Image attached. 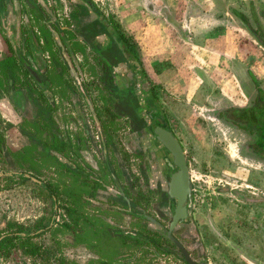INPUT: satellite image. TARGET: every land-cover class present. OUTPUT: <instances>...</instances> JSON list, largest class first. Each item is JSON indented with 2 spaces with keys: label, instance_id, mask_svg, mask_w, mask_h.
I'll return each instance as SVG.
<instances>
[{
  "label": "rangeland",
  "instance_id": "rangeland-1",
  "mask_svg": "<svg viewBox=\"0 0 264 264\" xmlns=\"http://www.w3.org/2000/svg\"><path fill=\"white\" fill-rule=\"evenodd\" d=\"M30 1L40 9L53 29L55 40L47 44L48 51L50 49L54 53V63L64 67L62 79L67 90L76 93L74 99L70 97L69 102L60 103L44 116L58 114V124L47 119L50 129L59 131L71 142V138H76L66 135V121L61 118L62 114L71 112L76 124L81 126V130H75L77 134H82L83 138L89 136V140L81 138L82 145L75 151L80 154L78 160L83 158L82 163L92 169L102 186L106 187L100 189L98 194L103 202L101 206L121 210L120 216H110L120 223L119 229L129 233L137 231L135 223L139 221L157 231L156 236L163 250L154 251L152 246H147L141 251L148 254L151 250L153 253L140 257L138 262L188 264L183 260L179 247L144 216L158 219L165 227L171 220V213L164 201V186L158 180L149 182L142 166L141 148H144L142 143L146 141V133L141 115L144 108H152L166 117L187 154L189 164L192 187L190 223L176 228L172 236L194 262H199L197 264H264V163L258 162L244 148L247 143L256 140V144L264 148V108L256 106L255 88L251 85L248 89H239V99H225L215 104L208 99L179 97L177 89H167L156 82L155 78L169 64L164 60L152 63L155 59L153 52L160 43L152 36H158L161 31L157 30L159 26H151V11L146 8V3L137 0H90L94 6L89 9L71 0ZM216 1L217 5L214 0H201L203 16L209 14L227 18L229 28L235 34L241 29L240 35L245 40L253 43L256 37L253 44H258L257 39L264 44V0ZM19 6L29 15L27 20L30 24L23 22L24 17L19 23V37L22 53L28 55V64H31L33 55L30 52L34 50L27 28L34 30L32 26L36 18L23 0H19ZM45 8L49 9L48 13ZM217 11L222 13L217 14ZM155 12L161 17V9ZM121 36L129 38V45L138 55L137 60L133 61L131 55L128 59L125 57ZM61 52L66 56L64 61L59 56ZM120 63L124 70L119 79L116 71ZM19 76L22 81L29 79L35 92L21 86L22 82H17L16 88L10 89L12 104L20 112L21 119L17 117L20 121L18 119L13 123L5 119L6 122L0 126L5 134L3 152L35 148L29 144V137L38 142L39 136L46 135L41 132L33 136L35 127L28 128V122L38 118L39 106L45 108L50 101L38 100L39 105H35L31 99L38 97L39 89L29 77ZM78 81L81 86L73 90L71 84L75 86ZM125 81H128V86ZM135 84L137 99L142 104L136 105L130 98L133 97ZM234 106H240L238 108L244 112L232 109ZM82 114L86 116L85 127L79 118ZM218 114L227 118L219 120L216 118ZM246 125L247 130L241 128ZM39 140L41 142L42 139ZM37 148L47 147L39 144ZM33 154L35 157L30 154L27 161H13L12 156L5 155L0 162V173L31 165L47 173L46 177L38 175L43 182L66 180L64 183L72 184L71 173L63 178L53 172L55 162H44L35 151ZM7 182L16 183L12 188L0 191V195L6 192L0 196V229L2 222L15 221L28 225L49 214L48 202L38 186L17 177L12 181L0 177L2 186ZM125 199L128 204L124 202ZM55 221L60 222L59 215L55 216ZM43 237L41 235L35 239L41 241ZM59 237L65 239L67 245L54 257L64 254L78 264L95 257L87 247L74 246L72 236L60 234ZM131 250L136 252V248ZM54 257L48 263L54 264ZM137 258V255L131 258L134 264ZM32 262L31 256L23 255L19 250H13L8 257L0 256V264ZM36 262L40 260L37 258Z\"/></svg>",
  "mask_w": 264,
  "mask_h": 264
},
{
  "label": "crops",
  "instance_id": "crops-1",
  "mask_svg": "<svg viewBox=\"0 0 264 264\" xmlns=\"http://www.w3.org/2000/svg\"><path fill=\"white\" fill-rule=\"evenodd\" d=\"M23 1L36 18L35 25L32 26L34 30L27 28L34 50L30 52L33 56L29 66L36 74L34 76L38 80L36 86L41 89L40 91L43 90L44 96L50 101L49 104L54 110L60 103L64 101L67 103L71 98L74 99L73 95L76 93L67 90L62 79L64 67L55 64L54 53L50 49L48 51L47 44H50L54 39L52 27L46 22L40 9L35 8L30 0ZM71 1L89 9L94 6L90 0ZM137 1L146 3V8L151 11V26H159L157 30L161 31L160 36H152L153 40L157 41L158 39V43L160 42L153 52L155 59L152 63L164 60L169 64L167 69H163L155 78L156 82L161 83L167 89H177L179 97L208 99L210 103L214 102L215 104H219L221 100L225 99H239V89L242 91L251 85L255 88V94H257V85L264 91V44L260 43L261 39H257L258 44L255 45L253 43L256 37L251 43L250 40L249 42L240 35L241 29H238V34H235L232 29L230 30L227 18L224 19L221 16L218 18V15L212 17L209 14L203 16L201 0ZM214 1L217 5V1ZM138 6L141 7V5ZM20 8L19 0H0V57L4 56V51L12 45L27 60L28 55L22 53L19 23L23 17L24 23L30 24V22L27 20L29 15L27 16ZM157 9H161V17L157 16L155 12ZM45 10L47 13L49 12L48 8ZM219 13L222 12L217 11V14ZM61 29L65 30L66 28L62 27ZM244 29L246 30V28ZM136 49L138 48L136 47ZM59 56L63 61L66 59L62 52ZM27 62L29 61L27 60ZM3 78L0 66V126L6 122L5 119L12 123L21 119V114L13 106L11 95L7 91L10 86L7 84L8 82L5 83L6 79L3 80ZM71 86L73 90L78 89L77 87L81 86V83L78 81L75 86L74 83ZM238 107L240 106H234L232 109ZM70 113L62 114L61 118L66 121V135L76 138L75 140L71 138L72 147L77 148L80 144L82 145L80 141L83 137L75 130H81V126L76 124L75 117ZM55 115L53 113L50 119L58 124V114L56 117ZM83 116H79V118L85 127L87 125L86 116L84 118ZM17 117L19 118L17 119ZM33 119L35 120V118ZM4 137L5 134L2 132L0 147H3ZM83 139L89 140V136ZM257 161L264 163L263 159ZM5 194L6 192L1 195Z\"/></svg>",
  "mask_w": 264,
  "mask_h": 264
},
{
  "label": "trees",
  "instance_id": "trees-1",
  "mask_svg": "<svg viewBox=\"0 0 264 264\" xmlns=\"http://www.w3.org/2000/svg\"><path fill=\"white\" fill-rule=\"evenodd\" d=\"M120 40L125 57L131 55L133 60H137L138 55L133 50V46L129 45V38L121 36ZM0 66L6 79L4 80L11 84V89L16 88L17 82H22L21 86L27 87L30 92H35L31 88L28 78V80H20L19 75H24L29 77L35 86L38 84V80L30 73L24 59H19L16 56L12 46H9L4 52V56L0 57ZM151 88L152 86H150ZM256 89V97L260 100H256V106L264 108V91L258 85ZM40 90L38 97L31 99L35 105H39L37 104L38 100L41 102L47 101L43 90ZM52 110L51 104H47L45 108L39 106L38 118L28 122V128L35 127H32L34 129L33 136L39 135L41 132L46 134L43 137L39 136L37 138L38 142L29 137V144L35 148H23L11 153L9 151L3 152L0 148V162L3 161L5 155L12 156L13 161H27L30 154L35 157V154H33V151H35L40 155V160L43 159L44 162L50 164L52 162L56 163L53 172H57L63 178H65V174L71 173L72 184L64 183L66 180L62 182H43L38 175L46 177L47 173L44 170L42 171V168L31 165L23 168L20 166V170L0 173V177H5L7 181H12L13 178L17 177L18 180H28L35 184L44 194L45 197L43 198L47 200L49 205L48 215L42 216L28 225L15 221L1 223L0 256L8 257L13 250H19L23 255L32 257V264H51L48 262L55 256L56 252H62V247L67 245L66 240L59 237L60 234L72 236L74 246L83 245L95 254L94 258L84 264H134L131 258L135 255L138 257L136 264H140L138 262L140 257L153 253L151 250L148 251V254L141 251L145 247L152 246L154 251H162L163 248H161L160 241L156 236L157 231L151 230L145 223L141 224L136 221L137 231L123 232L119 229L120 223L110 217L120 216L121 210L116 208L110 210L101 206L100 203L103 202L99 199L98 194L100 189L106 187L102 186L96 173L82 163L84 161L82 156V160H78L80 154L75 151L77 148L71 147L72 143L69 142V139L59 131L53 132L50 129V123L47 119H50L51 116L46 117L44 113ZM236 111L244 112L243 109H236ZM39 138L42 139L41 142ZM39 144L47 148L39 149L37 148ZM262 144H264V134ZM261 152L264 155V148H261ZM15 183L7 182L4 186L0 184V191L12 188ZM124 202L129 203L126 199ZM56 215L60 216V222L55 221ZM135 216H138V214ZM45 234H48L49 237L47 238L48 235ZM41 235L44 237L41 238V241H37L35 238ZM132 248H136V252H133ZM58 255L54 257V264H64L66 262H68L67 264H78L74 260L66 258L64 254ZM37 258L40 262H36Z\"/></svg>",
  "mask_w": 264,
  "mask_h": 264
},
{
  "label": "flooded vegetation",
  "instance_id": "flooded-vegetation-1",
  "mask_svg": "<svg viewBox=\"0 0 264 264\" xmlns=\"http://www.w3.org/2000/svg\"><path fill=\"white\" fill-rule=\"evenodd\" d=\"M97 15H99V13H97ZM14 52H15V54L17 55V57L19 59L20 58L24 59L26 65L30 69V73L32 74L33 71L31 69V67L29 66L25 56L22 55L21 52L17 51L15 48H14ZM126 58L128 59V57H126ZM118 65L119 66L117 68L116 73L120 75L119 76V79H120V77L123 74L122 70H124V66H123L122 63H120ZM135 67H137V66L135 65ZM32 75H34V74H32ZM3 80H4V78H3ZM7 84L9 86L11 85L9 83H7ZM125 85L128 86V81L127 82L125 81ZM10 89L11 88H7V91H8L9 94H10ZM133 90H134V94H133V97L130 96L131 100L133 98V101L135 102L136 105L137 104H142L137 99L138 94H137L136 84H135V89H133ZM257 101H260V100L257 99ZM235 109H239V108H235ZM142 114H143V115H141L142 126H143V129H144L145 133H146L145 134L146 135V137H145L146 141H145V143H142L144 148H141L143 171H144V174L147 176V179H149V182H154L155 180H158L164 186L165 195H166V199L164 201H166V207L169 210V212L171 213V220H170L168 226L165 227V226H163L161 221H159L158 219H156L154 217H151V216H148V215H144V216L151 223L155 224L157 226V228H161L162 231L165 233V235L169 238V240L173 244H175V246H176L177 244L170 238V236L168 234V230L170 228V224H171V222L173 220L174 200L172 198H170V196L168 195L166 185H167L168 179L170 178V175L176 170L177 166L175 164L174 156L172 155L171 151L168 148H166L159 139H157L156 135L153 132V129L156 128V127H163V128H166L167 130L172 132V134L176 137V139L178 140V142H179V144L181 146V149L184 152L185 161H186V164H187V166L189 168L187 154H186V152H185L180 140L175 135V133L173 132L172 128L168 125L166 117L163 115V113H159L158 111L154 112L152 108H150V109L149 108H144V113H142ZM216 117L219 120H221L220 118H222L223 120H225V118H227L226 115L224 116L225 117L224 118V117H220L219 114ZM229 119L232 120V118H229ZM234 124H236V123H234ZM241 128H243L245 130L248 129L247 125L243 126ZM262 131H263V128H262ZM1 134H2V130L0 128V135ZM263 134H264V131H263ZM256 141L255 142H251V143H247L244 146V148H245L246 151L249 152V154L254 156V158H256L257 160H260V159L264 160V155L261 152V148H260L259 144L258 145L256 144ZM0 148L2 149L3 147H0ZM189 175H190V172H189ZM190 183H191V178H190ZM191 196H192V187H191L189 198L185 202V205H186V207H188V209H191ZM190 218H191V215H188L187 217H185L183 219H178L176 221L174 227L172 228L171 233L176 228H178L179 226L189 224L190 223V221H189ZM172 235L173 234H171V236ZM178 250L181 252L183 260L185 262H187L186 259H185V256L183 255V252L180 250V248H178ZM197 263H199V262H197Z\"/></svg>",
  "mask_w": 264,
  "mask_h": 264
},
{
  "label": "water",
  "instance_id": "water-1",
  "mask_svg": "<svg viewBox=\"0 0 264 264\" xmlns=\"http://www.w3.org/2000/svg\"><path fill=\"white\" fill-rule=\"evenodd\" d=\"M32 74H34V76L36 75L34 72H32ZM153 132L157 139H159L162 144L171 151L177 166L176 170L170 175L166 185L168 195L174 200L173 220L170 224L168 234L183 252L186 261L189 264H197L190 258L189 254L185 251L181 244L171 236V230L176 221L191 215V209H188L185 205V202L188 200L190 195L191 183L189 168L185 161L184 152L171 131L163 127H156L153 129Z\"/></svg>",
  "mask_w": 264,
  "mask_h": 264
}]
</instances>
